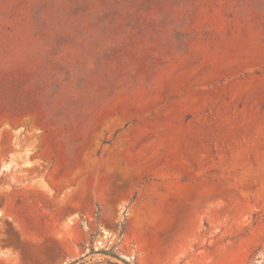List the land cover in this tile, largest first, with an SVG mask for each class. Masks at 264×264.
I'll use <instances>...</instances> for the list:
<instances>
[{"label":"rangeland","instance_id":"obj_1","mask_svg":"<svg viewBox=\"0 0 264 264\" xmlns=\"http://www.w3.org/2000/svg\"><path fill=\"white\" fill-rule=\"evenodd\" d=\"M0 264H264V0H0Z\"/></svg>","mask_w":264,"mask_h":264}]
</instances>
